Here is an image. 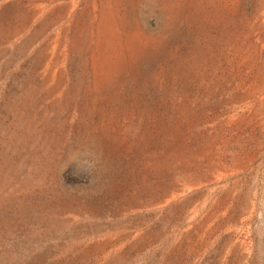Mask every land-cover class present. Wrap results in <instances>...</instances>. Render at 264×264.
<instances>
[{
    "label": "rangeland",
    "instance_id": "obj_1",
    "mask_svg": "<svg viewBox=\"0 0 264 264\" xmlns=\"http://www.w3.org/2000/svg\"><path fill=\"white\" fill-rule=\"evenodd\" d=\"M0 264H264V0H0Z\"/></svg>",
    "mask_w": 264,
    "mask_h": 264
},
{
    "label": "bare ground",
    "instance_id": "obj_2",
    "mask_svg": "<svg viewBox=\"0 0 264 264\" xmlns=\"http://www.w3.org/2000/svg\"><path fill=\"white\" fill-rule=\"evenodd\" d=\"M165 156V155H164ZM167 157L166 159V163L164 162V166L167 168V165H168V162L170 160V162L172 163L171 161V157L169 155L165 156ZM180 157V156H178ZM185 158V159H183ZM181 159H183V164H185L184 168H186L185 171H188V170H192L193 168H196V170L199 171V167L198 165H195L194 166L190 163L191 160L194 161V159H191L189 157L186 158L184 156H181ZM180 159V160H181ZM186 162H188V164H186ZM175 166V165H174ZM183 170V169H182ZM139 172V171H138ZM191 173V172H190ZM197 173V172H196ZM195 175L198 176V173ZM200 173V172H199ZM174 174H179V176H176V175H169V174H159L158 176L156 177H143L141 180H140V184L141 186L142 185H145L148 187V193L154 195V200H150L149 202H142L138 199L134 200L132 204H128V207L129 208H136V209H146V208H149V207H157L155 210V212L159 211L160 210V214L163 213V210L165 208H169L170 210H172V207L173 204L176 203L175 199H176V196L178 195L179 193V189L178 187L179 186H184V185H190V187L192 186H195V185H202L203 182H196L194 185H192L191 181H189L187 178H185V176H183L180 173H174ZM192 175V174H191ZM192 177V176H191ZM137 183V182H136ZM141 191V190H140ZM199 193H202V192H199ZM138 193L135 192L133 197H136ZM207 194H201V196L197 199V201H201V197L204 198ZM177 200V199H176ZM185 200V199H184ZM186 204V203H185ZM188 205V204H187ZM203 205V204H202ZM202 205L200 206V210L203 209ZM189 207V205H188ZM194 207V206H193ZM159 209V210H158ZM192 209V208H190ZM177 211V209H176ZM194 211V210H193ZM192 211V212H193ZM138 213V212H137ZM151 214V213H150ZM168 213H165V215H167ZM177 215V214H175ZM173 215V216H175ZM180 215L182 216V214L180 213ZM145 216V215H144ZM172 216H168L160 221H162L165 225V223H171V224H181V226L183 225V222L180 218H172L170 221L169 219L171 218ZM137 218V217H135ZM129 219V218H128ZM148 220V219H147ZM134 221V220H133ZM153 221V220H152ZM175 221V222H174ZM182 222V223H181ZM174 225L172 227V233L178 228V226ZM171 226V225H170ZM157 227V226H156ZM180 227V226H179ZM162 234V233H161Z\"/></svg>",
    "mask_w": 264,
    "mask_h": 264
}]
</instances>
